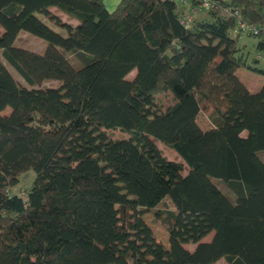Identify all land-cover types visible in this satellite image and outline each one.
<instances>
[{
    "label": "trees",
    "instance_id": "16d2710c",
    "mask_svg": "<svg viewBox=\"0 0 264 264\" xmlns=\"http://www.w3.org/2000/svg\"><path fill=\"white\" fill-rule=\"evenodd\" d=\"M184 12L0 0V54L28 85L0 58V264H264V83L253 93L236 75L264 67L201 39L235 41L238 18L264 26V0H219L188 27ZM21 33L46 49L19 47ZM164 94L174 104L162 111ZM29 171L26 199L12 195Z\"/></svg>",
    "mask_w": 264,
    "mask_h": 264
},
{
    "label": "rangeland",
    "instance_id": "374dc122",
    "mask_svg": "<svg viewBox=\"0 0 264 264\" xmlns=\"http://www.w3.org/2000/svg\"><path fill=\"white\" fill-rule=\"evenodd\" d=\"M186 11H188L186 9ZM197 18V17H195ZM238 35V34H237ZM213 36V35H212ZM20 40L24 41V44H28L27 39L22 38ZM210 38H207V41H209ZM255 43L256 39L252 38L251 36L244 34L242 36V40L240 43ZM0 58L3 60V62L5 63V66L8 68V70L11 72V74L13 75V77L17 80V82L21 85V86H25L28 87V85L26 84V82L22 79V77L15 71L14 68H12L2 57V54H0ZM136 73L132 72L129 76L128 79L129 80H133L135 77ZM48 85H52V86H58L57 83L53 82V83H49ZM156 104L157 106L162 110L165 111L166 108H168L169 106H171L172 104H174V98L172 96V94H164L161 96L157 97L156 100ZM11 113V110H6L5 112H3V115H9ZM198 124L203 128V129H210L211 123L209 122V120L207 119L206 116H204L203 114H200L198 117ZM108 134L111 136L112 139L117 140V139H122V140H128L129 139V135L128 134H124L120 131H108ZM158 148L163 152V154L168 157L170 160H179V158L177 157L176 154H174L171 150H169L167 147H165V145H163L162 143H158ZM36 178V174L34 171H29L27 172L22 178H21V183L17 186H15L12 190H11V194L12 195H18L24 199H26L28 191L30 190V188L32 187V184L34 182ZM216 184L222 189V191L229 196L232 200H234L235 198L233 197V194L230 192L229 188L227 187V185L224 182L221 181H216ZM148 220H147V224H149V226L152 228L157 241L163 243L166 247L169 246V243L167 242V238H168V232L162 227V225L157 222L154 218V216L152 214H148ZM213 235H209L208 237L205 238V241H210ZM186 248L190 251H193L196 246L195 245H187ZM217 264H226V261L224 259H221Z\"/></svg>",
    "mask_w": 264,
    "mask_h": 264
},
{
    "label": "crops",
    "instance_id": "0c3cea01",
    "mask_svg": "<svg viewBox=\"0 0 264 264\" xmlns=\"http://www.w3.org/2000/svg\"><path fill=\"white\" fill-rule=\"evenodd\" d=\"M102 1L105 5L106 9L109 12H114L118 8L120 3L122 2V0H102ZM184 9L186 11L187 8H184ZM243 35L244 34L239 35V36L233 35V39L235 41L229 40V39H223V38H220L217 36L206 35V34H204V35L202 34L201 39L208 42V44L211 47H213L216 51H221L223 55H228L229 49L231 47H235L237 54L247 57L249 62L258 61V65L260 67H264V49L260 44L261 40L255 38L256 39L255 43H250V42L249 43H246V42L240 43ZM207 36L210 38L209 41H207ZM22 38L27 39L28 44H24V41L20 40ZM17 44L19 45V47L33 51L35 53H40L46 49V45L41 40H37L35 37L29 35L28 33H21L19 35V41ZM236 75L239 78V80L242 83H245L247 85V87L249 88V90L253 93L257 92L259 90V88L264 83L263 77L258 76V75L254 74L248 70H238ZM204 130H209V129H204ZM211 235H213V234H211ZM211 240H212V238H211ZM210 241H205V239H204L203 242H210Z\"/></svg>",
    "mask_w": 264,
    "mask_h": 264
},
{
    "label": "built area",
    "instance_id": "2783aa9c",
    "mask_svg": "<svg viewBox=\"0 0 264 264\" xmlns=\"http://www.w3.org/2000/svg\"><path fill=\"white\" fill-rule=\"evenodd\" d=\"M171 1L181 5L183 8H187L188 11L183 13L181 17V23L185 27H188L192 23L195 17L202 11L213 10L216 7L217 0H200L197 4H192L191 0H162ZM238 12L235 13L237 17ZM235 34H247L252 38L260 39L264 45V26L257 25L254 22H246L238 18L236 20Z\"/></svg>",
    "mask_w": 264,
    "mask_h": 264
},
{
    "label": "water",
    "instance_id": "95a60500",
    "mask_svg": "<svg viewBox=\"0 0 264 264\" xmlns=\"http://www.w3.org/2000/svg\"><path fill=\"white\" fill-rule=\"evenodd\" d=\"M217 1H219V0H217Z\"/></svg>",
    "mask_w": 264,
    "mask_h": 264
}]
</instances>
